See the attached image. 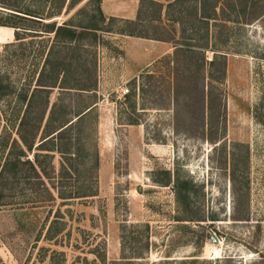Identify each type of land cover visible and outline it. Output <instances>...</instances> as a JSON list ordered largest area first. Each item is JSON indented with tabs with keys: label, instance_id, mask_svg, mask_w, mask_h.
<instances>
[{
	"label": "rangeland",
	"instance_id": "rangeland-1",
	"mask_svg": "<svg viewBox=\"0 0 264 264\" xmlns=\"http://www.w3.org/2000/svg\"><path fill=\"white\" fill-rule=\"evenodd\" d=\"M15 1L40 16L0 43V164L23 112L90 113L68 160L4 169L1 262L264 264V0H206L205 23L194 0H105L101 19L97 0ZM51 20L82 33L58 45ZM40 178L71 196L47 199Z\"/></svg>",
	"mask_w": 264,
	"mask_h": 264
},
{
	"label": "trees",
	"instance_id": "trees-1",
	"mask_svg": "<svg viewBox=\"0 0 264 264\" xmlns=\"http://www.w3.org/2000/svg\"><path fill=\"white\" fill-rule=\"evenodd\" d=\"M81 0H58V3L56 5H53L52 8H60L63 4H65V7H71L75 5V3H78ZM99 1V2H98ZM167 2H171L169 0H166ZM16 1L7 0V2L0 0V24L1 25H7L10 26V28H13V38L19 39L22 38V36L19 35L18 28L19 25L17 24L19 22V19H26L31 18L30 15L34 16H40L38 11L31 10V9H21L16 3ZM100 0H97V4L95 5V9L97 10L98 14L103 18L101 15L102 11L100 8ZM195 4V11L194 15H198L197 19L200 20L202 23H205L210 15L209 11L206 10V0H194ZM215 5H211V9H215ZM59 10V9H58ZM58 12V11H56ZM30 16V17H29ZM227 16H230L227 14ZM34 19V18H32ZM39 20V19H35ZM94 22V21H93ZM127 22L133 23L132 25L136 24V19H128ZM186 24V23H185ZM44 25L47 28L46 30L53 32V41L54 43L58 45H70L71 41L78 40V37L81 35L82 31L75 30V25L67 23L65 21H61L60 23H56L54 20L51 21H44ZM82 26L86 29L95 30L100 29L99 27L95 26L91 19L88 23L85 25H77ZM137 29V30H136ZM129 34H134L137 36H147L146 34H143L139 28H132L129 29ZM12 43V41L6 42L5 44ZM189 43H182L181 46H187ZM186 48V47H185ZM48 62L47 57L43 59L42 65L39 69L38 76L36 78L37 84H44L40 83L42 75V70L44 69L46 63ZM64 71L63 67H61V71ZM53 83H48L45 85H54ZM38 88L36 90H42V87H33ZM77 88L81 89H89L87 86L80 85L77 86ZM45 91H48L49 88H43ZM24 94L21 95L22 98H24ZM44 100V102H43ZM42 100V106H47V93L45 95V98ZM29 99H27L25 107L28 108L29 106ZM59 101H53L51 103V106L49 108V112L47 116L43 117V113L40 114L39 117H36V119L33 122H30V120L27 118V115L25 112H23L20 116V119L17 123V135L19 137L18 143H16L17 146L20 149H17L15 151V154H12L11 149L9 152H7V155L5 156L3 162L0 164V203H9V201H6L4 199L6 197V193H3L4 188L7 187L6 183V177L3 176L4 169L7 168V171L14 169L16 167V162L20 161V163H25L28 165V168L37 176L40 177V174L38 172V166L36 164V161H41L39 157H48L47 161H51L52 153L50 151L56 150L60 152L61 161L68 160L70 156L74 154L80 147L85 143L86 139L88 138L87 134L82 132V125L85 124V119L88 117L90 113V107L86 108L81 107L79 110H77L74 114V117H65L63 115V111L59 110L58 115H54L53 111L58 106ZM44 118V121H43ZM43 121V122H42ZM25 128H29L28 130H25ZM44 145L43 144H46ZM74 146L73 148H71ZM35 149H44L45 151H36ZM26 150H32V157H26ZM23 155V157H21ZM43 160V159H42ZM12 161V162H10ZM16 161V162H15ZM41 171V169H39ZM13 171V170H12ZM13 173V172H12ZM11 173V175H12ZM9 175V177L11 176ZM47 176V175H46ZM47 178H49L47 176ZM3 180V181H2ZM49 180V179H48ZM39 182L43 185L44 191L46 192L47 199H52L54 197H70L71 195L63 196L61 191L59 189L56 190V194L53 193V191L50 189V187H54L53 183L48 181V184L45 183L41 178ZM84 195V194H79ZM181 201L183 202V206H187V201H185L184 194L181 197ZM114 261V260H113ZM0 263L3 264L0 260Z\"/></svg>",
	"mask_w": 264,
	"mask_h": 264
},
{
	"label": "crops",
	"instance_id": "crops-1",
	"mask_svg": "<svg viewBox=\"0 0 264 264\" xmlns=\"http://www.w3.org/2000/svg\"><path fill=\"white\" fill-rule=\"evenodd\" d=\"M104 1L105 0H100L101 5L99 3L102 12H105L106 11L105 10V7L106 8L109 7L106 4H104ZM125 16L132 17L130 14L129 15L127 14ZM0 35H1L0 43L1 42L6 43V42H9V41H12V38H13V28L12 27L10 28V26H7V25H1L0 24Z\"/></svg>",
	"mask_w": 264,
	"mask_h": 264
},
{
	"label": "bare ground",
	"instance_id": "bare-ground-1",
	"mask_svg": "<svg viewBox=\"0 0 264 264\" xmlns=\"http://www.w3.org/2000/svg\"><path fill=\"white\" fill-rule=\"evenodd\" d=\"M0 38H1V35H0Z\"/></svg>",
	"mask_w": 264,
	"mask_h": 264
}]
</instances>
